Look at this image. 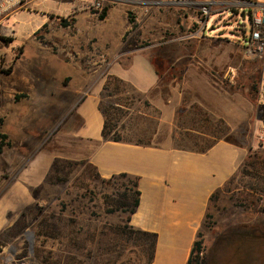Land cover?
<instances>
[{
  "label": "rangeland",
  "instance_id": "1",
  "mask_svg": "<svg viewBox=\"0 0 264 264\" xmlns=\"http://www.w3.org/2000/svg\"><path fill=\"white\" fill-rule=\"evenodd\" d=\"M183 1L101 0L94 9L92 0H34L0 20V135L9 143L0 153V264H147L150 239L121 236L128 214L106 212L112 188L63 158L64 130L91 90L101 86L103 110L133 96L108 71L136 56L158 73L153 97L167 96L183 70L209 75L223 98L217 136L228 134L224 118L226 138L247 145L236 177L209 204L196 239L201 264H264V193L251 189L264 188V62L243 49L250 7L235 8L237 17L213 12L205 35L187 38L198 15ZM142 123L138 137L151 144L154 124Z\"/></svg>",
  "mask_w": 264,
  "mask_h": 264
},
{
  "label": "crops",
  "instance_id": "2",
  "mask_svg": "<svg viewBox=\"0 0 264 264\" xmlns=\"http://www.w3.org/2000/svg\"><path fill=\"white\" fill-rule=\"evenodd\" d=\"M180 73V82L167 87V96L153 97L158 73L149 59L136 56L127 66L113 65L108 74L129 84L133 94L126 93L127 104H112L129 119L117 121L109 134L119 136V142L103 140L101 86L76 105L70 127L64 130L65 160L91 165L102 179L122 173L138 179L139 204L128 226L156 235L151 264L188 263L211 195L235 175L248 155L247 145L226 138L232 131L224 118L228 134H216L214 118L221 116L216 104L223 98L210 76L195 69ZM145 120L154 124L146 135L151 144L137 145L143 141L138 135Z\"/></svg>",
  "mask_w": 264,
  "mask_h": 264
},
{
  "label": "trees",
  "instance_id": "3",
  "mask_svg": "<svg viewBox=\"0 0 264 264\" xmlns=\"http://www.w3.org/2000/svg\"><path fill=\"white\" fill-rule=\"evenodd\" d=\"M106 13H103L101 18H104ZM196 27V26H195ZM101 112L105 116V124L103 127V140H112L115 142H119V136H113L109 137L110 132L113 130L117 123V119L114 117V112H116L115 107L112 104H109L106 110H103L102 108ZM135 144L137 145H143L144 143L142 142H136ZM9 145L7 141V137L5 135H0V153L2 152V149L4 146ZM58 161L55 160L53 163V168L56 170V163ZM84 163V162H83ZM89 165V164H88ZM91 166V165H89ZM92 167V166H91ZM94 169V168H93ZM95 170V169H94ZM239 171V170H238ZM238 171L233 175V177L220 189L214 192L211 197H210V202H212L215 198L218 197L219 193L224 191L226 187L232 183L234 178L236 177V174ZM95 177L100 181L101 184L105 186H110L112 188V193L111 196H106V202L105 206L107 207L106 212L107 213H114L116 210H121L124 211L128 214V217L126 219V224L123 227H119V234L123 237H134L135 239H138L139 237H145L147 239H150V247L148 249V260L147 264H151L153 256H154V248H155V242H156V235L152 233H146V232H141L138 230H134L131 227L128 226V222L130 219L131 214L134 213L136 210L138 204H139V191H138V179L135 177H131L127 174H118V175H112L108 179H102L98 176L96 173ZM253 178H256L255 175H253ZM123 181V182H122ZM126 181V182H124ZM251 189L255 192H263L264 193V188H262L260 191L256 189V187H251ZM113 197V198H112ZM210 204V203H209ZM209 209V208H208ZM208 217V214H206L205 219ZM112 230L115 233V226L112 228ZM198 237V235H197ZM202 253V248L199 242L195 240L189 260L187 264H200V255Z\"/></svg>",
  "mask_w": 264,
  "mask_h": 264
},
{
  "label": "built area",
  "instance_id": "4",
  "mask_svg": "<svg viewBox=\"0 0 264 264\" xmlns=\"http://www.w3.org/2000/svg\"><path fill=\"white\" fill-rule=\"evenodd\" d=\"M34 0H0V20L12 15L27 3ZM185 5L197 12L196 30L187 38H200L204 36L207 29V23L213 12L225 14L231 12V17H237L238 9L243 6H249L250 34L247 43L243 47L248 57L259 59L264 62V4L251 3L249 0H185ZM94 9L101 8V0H92ZM235 13V14H234ZM259 103L264 105V78L259 87ZM261 146L264 147V129L257 135Z\"/></svg>",
  "mask_w": 264,
  "mask_h": 264
},
{
  "label": "flooded vegetation",
  "instance_id": "5",
  "mask_svg": "<svg viewBox=\"0 0 264 264\" xmlns=\"http://www.w3.org/2000/svg\"><path fill=\"white\" fill-rule=\"evenodd\" d=\"M247 234V233H246ZM201 264V263H200ZM249 264V263H248Z\"/></svg>",
  "mask_w": 264,
  "mask_h": 264
}]
</instances>
